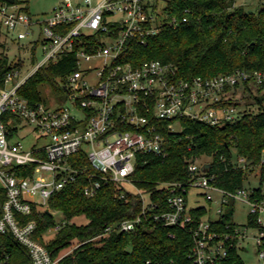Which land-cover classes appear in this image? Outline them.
<instances>
[{"label":"built area","instance_id":"2783aa9c","mask_svg":"<svg viewBox=\"0 0 264 264\" xmlns=\"http://www.w3.org/2000/svg\"><path fill=\"white\" fill-rule=\"evenodd\" d=\"M164 5V0H59L49 16L33 19L21 0L0 1V26L5 35L14 37L17 43L29 36L30 49L35 44L41 47V58L25 73L21 65H9L0 87V187L6 194L1 204L0 232L12 233L28 249L30 259L26 264H58L59 259L53 258L34 236L36 222L21 218L31 213L33 203H38L40 210L45 208L53 193L86 172V168L72 165L69 156L80 150L86 154L89 170L83 187L85 196L94 195L110 183L129 188L133 187L130 175L137 154L166 155L164 138L157 126L150 124L148 114L157 120H171L167 124L171 131L180 117L217 125L239 116L235 106L221 101L231 96L238 83L248 80L250 74L244 70L184 80L178 78L176 66L170 63L150 59L133 65L121 61L129 42L145 45L163 24H177L176 17L165 20ZM90 45L93 49H87ZM76 46H80L76 51L78 68L67 77L68 97L64 102L31 103L18 93L41 65ZM95 59H99L96 67H82L83 62ZM90 73L96 77L93 84L84 79ZM252 75L257 83L264 79L262 71ZM120 125L132 129L121 130ZM24 127L29 130L21 134ZM28 136L30 141L25 145L23 138ZM198 161L195 158L188 165L190 181L161 184L169 191L167 210L154 211L157 204L150 199L146 202L148 194L138 190L140 211L132 219L106 226L104 233L133 231L144 222L152 227H186L193 238L191 264H213L225 258L233 246L240 248L247 236V222L242 228L234 222L233 230H229V224L224 225V230L216 224L229 199L238 200L247 205V215L254 218L258 264H264V182L257 188L243 186L227 191L212 183L213 176L202 174L200 167L208 161ZM233 163L235 167L247 166L242 156ZM263 163L264 151L254 167L258 182ZM42 171H48L50 176H43ZM190 188H202L206 200L217 203L215 218H202L189 226L193 220L186 206ZM212 192L219 193V197L214 198ZM7 259L8 256L0 259V264H8ZM147 264L177 263L148 260Z\"/></svg>","mask_w":264,"mask_h":264},{"label":"trees","instance_id":"16d2710c","mask_svg":"<svg viewBox=\"0 0 264 264\" xmlns=\"http://www.w3.org/2000/svg\"><path fill=\"white\" fill-rule=\"evenodd\" d=\"M164 1L162 12L165 20L176 17L177 24H163L158 33L147 38L145 45L129 42L121 54V61H129L133 65L150 59L170 63L176 66L178 78L184 80L193 77L207 79L244 70L250 77L238 83L234 92L240 86L244 93L249 94L251 101H246L240 108V102L230 96L221 104L238 109L239 116L235 120L210 125L180 117L179 131L167 128L171 120H157L148 114L150 124L156 125L164 138L166 155L137 154L134 171L130 175L133 187L110 183L87 197L83 193L89 170L86 154L80 150L69 156L72 165L86 168V172L53 193L45 208L40 210L41 206L33 203L31 213L21 218L22 221L33 219L36 222L34 236L53 258L59 259L58 264H147L148 260L191 264L189 253L193 238L186 227H152L144 222L129 232L104 233V229L121 220L132 219L140 211V193H147L157 204L154 211L167 210L169 191L161 184L190 181L192 175L188 165L195 158H209L210 167L206 174L213 176L214 185L227 191L242 188L248 171L260 162L264 151V79L257 83L252 74L264 72V4L260 2L254 12H249L244 6L236 5V0ZM23 9L27 11V3ZM3 35L0 26L2 47L5 46ZM79 47L46 61L25 80L18 93L31 103L39 100L64 102L68 97L67 77L78 68L76 51ZM90 48L93 49L91 45L87 47ZM35 49L36 44L31 48L33 63L37 60ZM9 68L8 58L2 52L0 87ZM253 104L257 105L256 110L247 109ZM119 128L132 129L123 125ZM240 156L247 161L244 168L235 167L233 163ZM259 171L258 185L261 186L264 163ZM5 197L4 189L0 187V211ZM55 212L62 215L65 224L55 220ZM189 213L193 219L189 226H194L207 215V210L196 207L189 209ZM233 214L234 201L229 199L224 214L216 222L221 230L225 224L230 225L229 230L234 229ZM76 219L81 222H76ZM246 222L248 226L255 227L252 215H247ZM56 225L60 226L45 238L47 231ZM169 232L174 236H168ZM261 247L264 249V241ZM238 250L233 246L225 258L213 264H244ZM6 256L8 264H26L30 259L28 249L12 233L0 232V259Z\"/></svg>","mask_w":264,"mask_h":264},{"label":"rangeland","instance_id":"374dc122","mask_svg":"<svg viewBox=\"0 0 264 264\" xmlns=\"http://www.w3.org/2000/svg\"><path fill=\"white\" fill-rule=\"evenodd\" d=\"M25 1L27 3L28 9L27 12L30 14V16L33 19H43L50 15L52 7L59 1V0H21ZM260 2L264 4V0H236V5L244 6V8L249 12H254ZM34 28V27H33ZM38 28H34V30L37 31ZM4 32V30H3ZM3 41L5 42V46H0V55L2 52L7 56L9 65H12L14 63L21 64L22 73H25L26 69L30 68L33 65L32 62V53L30 49V41L31 37H26L25 39L21 40L20 43H17V41L14 40V37L6 36L5 32L3 35ZM35 57L37 59L41 58V47H36ZM94 65L95 67L99 65V59L91 60L89 62H83L82 67H87V65ZM84 79H86L89 84H93L96 82V77L93 73H90L89 75L85 76ZM231 96L235 98L237 101L240 102L241 106L240 108L244 107V103L246 101H251V99L248 98L249 94L244 93L242 88L238 86V88L234 89L231 93ZM256 110L257 105L253 104L251 106H247V109ZM174 128L176 131H179L181 129L180 125L178 123H175ZM29 130L28 127H24L21 131V134L27 133ZM30 141V136L28 138H23V143L25 145H28ZM203 161H209V158L207 157H200L198 162ZM41 174L45 177H49L50 173L48 171H42ZM258 171L256 168L251 169L247 173V179L244 182V186L247 188L249 186H253L257 188L258 186ZM204 190L202 188H190L187 191V200H186V206L187 209H192L196 207H203L207 210V215L203 217V219H207L208 217L215 218L216 217V207L217 203L213 201H208L204 197ZM214 198L219 197V193L212 192L211 193ZM150 199L149 195L145 196L146 202H148ZM226 208V205L224 206ZM247 205L241 201H234V214H233V221L239 226L243 227L246 223L247 219ZM55 220L57 222H61L64 220L62 218V215L55 212L54 214ZM66 222V220H64ZM76 222H81L80 219H76ZM53 233V230H48L45 234V238L49 237ZM258 231L254 227H249L247 229V236L241 241V247L239 248L238 252L239 255L244 262V264H258L259 258L257 253V246L255 244V239L253 236L257 235Z\"/></svg>","mask_w":264,"mask_h":264},{"label":"water","instance_id":"95a60500","mask_svg":"<svg viewBox=\"0 0 264 264\" xmlns=\"http://www.w3.org/2000/svg\"><path fill=\"white\" fill-rule=\"evenodd\" d=\"M9 2H13V0H9ZM209 167H210V162L202 163V165L200 167L202 174H206L209 170Z\"/></svg>","mask_w":264,"mask_h":264},{"label":"crops","instance_id":"0c3cea01","mask_svg":"<svg viewBox=\"0 0 264 264\" xmlns=\"http://www.w3.org/2000/svg\"><path fill=\"white\" fill-rule=\"evenodd\" d=\"M186 200H187V197H186Z\"/></svg>","mask_w":264,"mask_h":264}]
</instances>
